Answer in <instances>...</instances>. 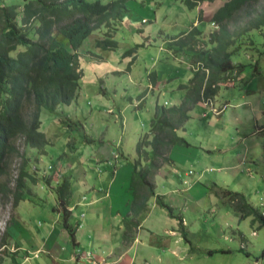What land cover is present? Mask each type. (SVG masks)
<instances>
[{
	"label": "rangeland",
	"instance_id": "rangeland-1",
	"mask_svg": "<svg viewBox=\"0 0 264 264\" xmlns=\"http://www.w3.org/2000/svg\"><path fill=\"white\" fill-rule=\"evenodd\" d=\"M101 1L102 3H108V0ZM226 1L228 0L201 2L197 7L190 10L178 0H146L139 9L135 2L129 1V10L131 11L128 20L139 17L144 18L141 21V26H139L140 29L145 32L147 29L155 31L153 34H147L144 38L136 37L137 39L134 40L132 33L129 31V25L126 24V28L121 26L117 30L115 38L119 45L120 55L122 54L121 56L124 57L126 54L131 56L137 54L131 72H125L127 64L132 61L130 57L118 62L114 61L111 53L103 52L99 54L94 49V53H85L88 56L78 59L81 72H85L86 77L80 79L81 89L78 92L76 104L61 106L60 108H63L58 109V114L61 115L60 119L56 118L57 116L42 113L40 130L51 143L50 146H47L48 154L43 157L36 150H26L20 143H17L20 146L19 152H25L30 157V170L34 172L36 177L34 184H31L30 181H24L25 188L23 187V190L25 192L26 188H29L34 192L31 199L41 201L34 202L36 205L24 207L20 202L15 204L12 195H9L4 205L0 200V258L3 260L2 264H9L7 254L8 252L11 254L10 250L15 251L14 248L11 249L8 246V238L4 240L5 234L10 229L20 226L21 222L29 225L31 234H33L32 231H35L34 237L39 241L35 243V246L41 247L42 250L39 251V259L34 261L33 264H43V260H46L44 264L50 263L44 258L43 251L49 248L51 244L47 243V240L40 243V239L47 234L49 235L47 231L51 227L55 230L52 237V239H55L58 226L51 225L54 217L51 209L58 208L57 198L59 195H57L56 189L51 190V192L47 191L46 198H43L44 181L42 178L46 176L47 172L52 171V168H48L52 166L47 164L55 161L54 171L47 178L53 181L62 179L60 173L61 170L64 172L65 169L59 168V171L57 170L56 159L63 153L71 157L72 152L68 149L67 143H69V146L73 145L71 149L75 146L74 151H78L69 160L76 159L80 162V166L69 173L72 198H75L77 179L78 175L82 174V172L79 174L81 170L89 176L95 177V174L105 167L108 175H110L112 167L116 171L126 166L132 168V165L138 160L136 145L144 134L149 133V126L155 114L156 101L152 94H147L149 92L147 89L148 79L151 78L153 73L158 76V73L164 72L162 75L169 74V77L178 73L179 83L184 70L188 68L185 62L174 61L170 52L165 51L167 48L166 39L181 32H188L191 28L197 26L205 33L203 34L205 40L208 34L212 32V27H216L211 24L213 14ZM138 28L136 30H139ZM143 32L141 31L140 35ZM137 34L139 36V31ZM249 38L252 45L247 39L237 48L229 50V52L233 51L230 60L233 66L236 67L233 73L237 77L234 80L235 83L230 82L232 85L222 86L217 96L218 103H221V105L226 101L232 105L236 101L239 105L236 113L240 115L241 120L238 122L232 121L230 115H228L219 122L214 121L213 114L212 116L210 114L209 117L212 118L208 119L207 126L216 127L215 131H218V129L227 131L225 126H235V128L246 126V128L258 129L254 135L249 133L246 139L243 138L244 144L245 142L246 144H253L250 146L253 151L245 155V159L237 171L222 170L217 172L218 168L226 167L228 164H236V156L233 154L237 149H235L236 144H230L229 141L225 142L219 139L211 141L217 149L223 147L225 152L218 155H202L208 160L205 164L209 168L205 172V178L211 182L206 186L208 193L205 191L200 203L189 207L183 214L187 221L189 235L183 224L181 227L177 224L178 231L176 233L178 232L181 235L179 230L183 228L189 240V253L194 254L185 260L177 257L175 260L170 261V264H264V257L261 255L264 248V228H258L257 224L251 227L250 218L239 221L235 210L236 203H229L228 196L224 193V190L242 193L247 204L253 208L264 207V28L253 31ZM86 44V47H91L92 40L89 39ZM121 45L127 48L126 52L123 51ZM206 47V43L199 42L195 46V50H203ZM240 64L245 65L246 69L238 73L237 67ZM116 65L119 66L117 69H115ZM188 65L191 67V64ZM99 71H102L107 77L98 74ZM186 73L187 83L192 76L189 71H186ZM253 86H257L258 90L254 91ZM168 92L171 94L170 91ZM167 101L169 102V100ZM212 101L214 102L213 99ZM242 102L244 105H251V109L242 105ZM218 108L215 111L216 116L222 111L221 106H218ZM227 110H230V108ZM242 110L247 111L249 117L244 116ZM251 110L259 113L254 114ZM226 113L228 114V112ZM194 121L196 119L193 116L191 123ZM183 126L194 125L186 123ZM243 129L245 130V127ZM189 133H192V130ZM85 138H90L88 140H92V142L84 141ZM109 151L113 152L114 158L112 160L94 163L92 157L104 156L106 158V156H109ZM187 151L180 146H175L170 149L168 156L171 158L172 163L179 164V160H184L182 157ZM69 160L68 163H70ZM20 164L19 159L14 160L12 164H8L7 172L9 175L0 178V182L7 183L12 191L16 188ZM64 178H67V176ZM214 184L218 185V187L215 186L218 189L214 187ZM167 201L174 206L173 212L176 215L181 214L178 203L174 204L170 198ZM201 205L203 206L201 207ZM56 211L60 213L62 209L59 207ZM81 213L82 210H78L77 215L81 216ZM59 218H61V214ZM59 222L62 227L63 219H59ZM209 224L212 225L209 226ZM136 232L137 228L132 229V233L128 234L131 237V242L136 238ZM115 240L117 242V239ZM87 243L84 240L79 251L83 255L89 253L91 257L85 258L81 264H89L86 262L97 264L94 261L96 250L83 248L87 247ZM154 243L148 242V249H139L135 252L136 261L134 264H144L143 260H147L150 264H161L155 258L156 245ZM124 244L125 247L129 245L125 242ZM163 247L165 246H159L158 249H160V252L165 253L161 249ZM213 250L219 252L212 255L207 254V251ZM223 250L231 251L227 253L220 252ZM131 256L125 255L123 263L129 261Z\"/></svg>",
	"mask_w": 264,
	"mask_h": 264
},
{
	"label": "trees",
	"instance_id": "trees-1",
	"mask_svg": "<svg viewBox=\"0 0 264 264\" xmlns=\"http://www.w3.org/2000/svg\"><path fill=\"white\" fill-rule=\"evenodd\" d=\"M128 1L138 2L0 0V178L9 175L8 164L16 159L21 161L15 191L7 183L0 182L2 203L6 202L9 195L13 196L16 203L20 197L17 191L24 185L22 180L36 179L30 170V157L25 152H19L17 143L26 150H36L43 157L48 154L47 146L51 143L40 130L42 113L60 119L58 109L77 101L83 75L79 58L88 56L85 53H94V49L99 54L117 49L115 34L123 25V15L129 9ZM178 1L190 10L201 2L214 0ZM141 2L144 4V1ZM211 23L217 29L205 40L197 26L166 39L169 52L185 55L192 66L198 67L193 71L192 79L180 86L186 92L181 105L163 108V114L149 122V133L144 134L136 145L138 160L129 183L131 218L124 220L125 232L122 235L126 244H130L131 237L128 234L138 227L139 217L146 212L149 199L155 196L156 175L163 165L172 164L168 156L170 149L189 145L179 132L189 119L188 111L197 102L215 98L222 85L237 77L233 73L236 67L230 60L233 51L229 50L237 48L244 40L250 41L249 35L253 31L264 28V0H228L213 14ZM89 39L92 40V46L86 47ZM199 42L206 43L207 47L195 50ZM244 67L240 64L238 73ZM72 146L67 143L68 149L71 150ZM142 159L146 160L143 165ZM67 179L63 177L59 180L54 189L59 195L58 208L55 209H62L63 227L73 237L74 228L68 223L72 194ZM50 180L43 177L45 184ZM224 193L229 203H236L239 221L250 218L251 227L257 224L258 228H264V207L253 208L247 204L242 193L225 190ZM155 201L170 217H177L161 196H156ZM178 222L181 227L180 218ZM179 231L189 244L183 228ZM214 253L207 251L208 255ZM261 255L264 257V248Z\"/></svg>",
	"mask_w": 264,
	"mask_h": 264
},
{
	"label": "crops",
	"instance_id": "crops-1",
	"mask_svg": "<svg viewBox=\"0 0 264 264\" xmlns=\"http://www.w3.org/2000/svg\"><path fill=\"white\" fill-rule=\"evenodd\" d=\"M137 1L139 3H135L137 4L136 6H138V9L143 5L141 1H144V3L146 2V0ZM127 5H130L129 1L127 2ZM129 9L123 15L122 26H124L125 28L126 24L130 26L129 31L132 33L134 40L137 39L136 37L144 38V36H146L147 34H153L155 32L151 31L150 29H147L146 32L140 29L139 26H141V21H143L144 18H133L129 21V12L131 11ZM136 28H138L139 30H136ZM216 29L217 27H212L211 30L212 32H214V30ZM138 31L139 36H137ZM141 31H144L142 35H140ZM201 31L203 32V30ZM203 34L205 33L203 32ZM121 46L123 51L126 52L127 48L123 45ZM165 51H167V48L165 49ZM109 53H111V55L114 57V61L118 62H120L124 58L130 57L132 61L127 64L125 72H131L132 64L135 62L137 54H133L132 56L126 54L124 57H122V54L120 55L119 45L115 51ZM170 55L174 61L180 60L181 62H185L188 68L184 70L179 83L178 73L172 74V77H169V74L165 76L162 75L164 74V72L158 73V76L153 73L151 75V78L148 79L147 89L149 92L147 94H152V97L156 101L154 117L162 115L164 110L163 108H171L181 105L186 92L185 90L181 89L180 86L186 85L192 79L193 71L197 67V65L192 66L191 62L185 55H173L171 52ZM188 64H191V67H189ZM118 67L119 66L116 65L115 69H117ZM245 69L246 68L244 67L243 70ZM186 71H189L192 76L187 83ZM82 74V77H84L85 72H83ZM98 74L107 77V75H105L102 71H99ZM235 79L227 81V83H225L224 85H232L230 82L235 83ZM167 88H169L170 90ZM252 88L254 91L258 90L257 86H253ZM168 91H170L171 94ZM217 96L213 98L214 102L212 101V99L202 100L201 102H197L196 104H194L190 111H188L187 114L189 116V119L185 122V124L188 123L189 125L194 126H183V130H180L179 132L189 144L185 147H180L184 148L185 151H189H187V153H184V156L182 157L184 158V160H179V164L172 163L171 165H163L162 169L156 175L154 180L155 196L149 199L146 212L139 217L137 232L135 234L136 238L134 239V241L130 242V244L126 245L127 247H125V244L122 240V235L125 232L124 220L131 218V191L129 189V183L132 172L135 170V164L132 165V168L130 166H126L119 169L118 171H116L112 167L110 175H108L107 171L105 170L107 168L105 167L98 173L94 171L96 173L95 177L91 175L89 176L81 170L79 174L81 172L82 174L80 176L78 175L77 179L78 184L75 190V198H71V204L69 207L70 215L68 218V223L70 222L69 225L74 228L73 237L69 236L63 225L61 227L59 222V219H61L59 218L61 213L52 208V215H54V217L51 225H53L54 227L58 226L55 234V239H52V237L54 236L53 233L55 232L54 228L52 227L49 231H47L49 235L47 234L45 235V237H41L40 239V243L47 240V243L51 244L49 248L43 251L44 258H46L50 262L49 264H81V262L84 261L85 258H90L91 256L86 257V254L83 255L79 251L84 240L88 242L87 247H83L84 249L96 250V258L94 261L97 264H134V262L136 261L135 252L139 249H148V242H155V258H157L158 263L170 264L169 262L175 260L177 257L182 260H185L187 257H192V254L194 253H189V245L183 241L181 235L178 232L176 233V231H178L177 224L179 223L178 218H180L185 230L187 231V234L189 235V230L187 229V221L183 214L186 210H188L189 207L200 203V200L204 196L205 191H207L208 193V188L206 186H208L210 180H207L205 178V172L209 170V168L205 165L208 160L207 158L202 157V155H218L225 152V149H223V147L217 149L214 144L211 143V141H217L219 139L225 142L229 141L230 144L234 143L236 144L235 149H237V151H235V153L233 154L236 156V164H228L226 167L218 168L217 172H220L222 170L237 171L240 168V164H242L243 160L245 159V155L253 151V148L250 147L253 144H246V142L244 144V139H246L249 133L254 135L258 130L249 128L248 126V128H246V126H242L241 128H235V126H225V129L227 131H223L220 129H218V131H215L216 127L207 126V124L209 123L208 119L212 117L215 118L214 121L217 120L219 122L223 120L224 117L226 118V116L228 115H230L232 121L238 122L241 120L240 115L236 113V109L239 106L236 101L233 102L232 105L228 101L224 102V104L221 105V103H218ZM167 100H169V102ZM74 104H76V102ZM242 105H244L243 102ZM218 106L222 107V111H220L221 113L216 116L217 113H215V111L216 109H219ZM244 106H248L250 108L251 105L245 104ZM228 108H230V110H227ZM226 112H228V114ZM251 112H253L254 114L259 113L255 110H251ZM210 114L211 116L213 114V116L209 117ZM242 114L249 117L247 111L244 112V110H242ZM193 116L196 121L191 123V119ZM244 127L245 130L243 129ZM190 130H192V133H189ZM88 139L90 138H85L84 141L92 142V140ZM70 152H72L71 157L67 156L66 153H63L60 154L61 156L56 159L57 170L59 171V168L65 169L64 172H62L61 170L60 173V178L62 179L63 177L67 176L70 180L69 173L80 166V162L76 159H72L71 161L69 160L70 158H73V156H75L78 151H74V149H71ZM112 153L113 152L109 151V156H106V158L104 156L92 158L95 164L101 163L103 161L112 160L114 158ZM253 154L255 155V153ZM68 160L70 161V163H68ZM30 163L31 161L29 160V164ZM54 163L55 161H51L47 164L48 166H52L48 167L49 169L52 168V171H54L55 168ZM144 163H146V160L144 161V159H142L141 165H143ZM108 165L110 164L108 163ZM137 167L138 166H136V168ZM52 171L47 172L45 177H47ZM35 180H32L30 178L22 180L24 185L21 186V189L19 188L17 191L20 197L17 200L18 202H16L15 204L20 202L24 207H26L27 205L29 207L30 205H36L34 204V202L41 201H33L34 199H31L34 192L29 188H26L25 192L23 190V187L25 188L24 181H30L31 184H34L33 182ZM59 180L60 179L56 181L50 180L47 184L43 183V198H46L48 194L47 191L51 192V190H54V187L57 185V182ZM215 186L218 187L217 184H214V187ZM156 196H161L162 201L172 208V212L174 206L168 203V198H170V200L174 204L178 203V206H180L181 208V214L176 215L173 212V215L177 216L178 218L170 217L165 209L157 206L155 201ZM38 198L40 199L39 196ZM4 204L6 203H3L2 205ZM202 206L203 205H201V207ZM78 210H82L81 216L77 215ZM196 218H198V216H196ZM21 223L22 224L20 226H17V228L10 229L4 237V240L8 238V246L11 249H15V251L10 250L11 254H9V252L7 254L9 258V264H33L34 261L39 259V251H42L40 249L41 247L35 246V243L39 242L36 240V237H34L35 231H32L33 234H31L29 225H26L24 222ZM210 225L212 224H209V226ZM115 239H117V242ZM163 245L165 247L161 249H163L165 253L167 252L166 254L160 252V249H158L159 246ZM3 246L6 247L5 244H3ZM191 246L193 247L192 243ZM213 251L219 252L218 250ZM125 255L132 256L129 261L123 263V258ZM45 261L46 260H43V264ZM2 263L3 260L0 258V264ZM86 263L90 264V262ZM143 263L150 264L147 260H143ZM92 264H94V262H92Z\"/></svg>",
	"mask_w": 264,
	"mask_h": 264
},
{
	"label": "built area",
	"instance_id": "built-area-1",
	"mask_svg": "<svg viewBox=\"0 0 264 264\" xmlns=\"http://www.w3.org/2000/svg\"><path fill=\"white\" fill-rule=\"evenodd\" d=\"M86 257H90L91 255L89 254V253H86V255H85Z\"/></svg>",
	"mask_w": 264,
	"mask_h": 264
}]
</instances>
